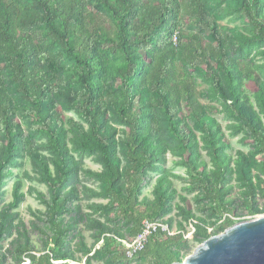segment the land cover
I'll return each instance as SVG.
<instances>
[{
    "label": "trees",
    "instance_id": "16d2710c",
    "mask_svg": "<svg viewBox=\"0 0 264 264\" xmlns=\"http://www.w3.org/2000/svg\"><path fill=\"white\" fill-rule=\"evenodd\" d=\"M23 161L45 211L20 218L18 178L0 264H174L263 214L264 0H0V203ZM173 179L189 180L206 218ZM145 221L159 227L130 259Z\"/></svg>",
    "mask_w": 264,
    "mask_h": 264
},
{
    "label": "rangeland",
    "instance_id": "374dc122",
    "mask_svg": "<svg viewBox=\"0 0 264 264\" xmlns=\"http://www.w3.org/2000/svg\"><path fill=\"white\" fill-rule=\"evenodd\" d=\"M221 24L222 25H227L228 24L230 27L236 25V24H230L227 21H223V22H221ZM203 88L204 87L201 86L200 87V90L203 89ZM254 90H255V88L253 86H251V88L249 87V91L251 93H253ZM63 115H64V118L66 120L67 119L78 120V118L75 115V113H64ZM215 117L218 119V121L221 122V124L223 125V128H224V130L226 132V134L228 135V132L225 129V127L227 125V122H225L223 120V116L222 115H215ZM239 139L240 138H232V137L230 138L229 137V141H230V144L232 146V153H236V151H238V150L248 151V148L247 147H244V146H242L240 144ZM168 159H169V161H168L167 167L169 169H173V173L174 174L179 175V176H181L183 178H186L187 177V174H186L185 169L184 168H181V167L174 168L173 161L175 159L172 158L171 156H169ZM205 159H207V158H205ZM84 166H85L86 169H90V170H93V171H100V169H101V167L98 164H96L92 159L85 160L84 161ZM14 173H15V176L14 177H11L10 179H8L7 180V183H6L5 187H4L5 196H4L3 201L0 203V210H1V208L5 204H8L9 202L12 201L13 185H14L15 181L18 178L23 179L24 180L23 183H24V186H25L24 191L27 194V196H26L25 202L21 205V208L18 210V212L20 214V218L27 225H29L30 221L33 220V217L31 216V213H39L40 211H42V212L45 211V207L35 198L36 194H34V193L30 194L29 193V190L31 188H35V189L39 190L40 192L46 193L47 192V189L43 185H40V184H38L36 182L29 181V180H26L25 179V175L27 173H29L30 175L33 176L32 167H31V165H30V163L28 161H23L22 168L14 170ZM156 178H157V176H156ZM81 180L85 184H87V185H89L91 187H96L97 186L96 184L93 185L92 183L88 182V180L85 179L83 176H81ZM173 181H174L175 186H176V188L178 190V193L181 194V195H184V196L188 197V199H189V202H188L189 208L192 209L193 212L198 217H205L206 218L205 211L207 210V208L196 204L194 202V200H193L195 198L196 193H194V194H187V192L185 191V188L189 187V182H186V181H189V180L173 179ZM151 191H152V186L148 187L145 190L144 196H148L149 198H152ZM170 217L175 220V224H174V227L172 229V233H177V231H178V222L179 221H182V220H181L180 216H178L177 211H174L172 214H170L168 218H170ZM168 218H166V219H168ZM216 220H217L216 218H213L210 221L211 222H216ZM248 220H251V217L246 216L244 218L238 219L236 222L239 223V222L248 221ZM223 221H224V218L222 220L218 221L216 228H211L209 230V233H213L215 230L219 229L223 225ZM183 224L186 226L187 230L189 231V233L186 235V238L189 239V240H192L193 239V233H194L193 226L190 223H186V222H184ZM223 232H220L219 234H221ZM87 236H88V243L91 245L93 243V240L90 239L89 234H87ZM9 241H11V240H9ZM9 241H6L4 243V246L5 247H7ZM102 245H103V241H101L97 245V249L100 248ZM198 246H196L195 249ZM194 250H193V252H194ZM191 254H189V255H191ZM79 256H81V255L79 254ZM24 264H29V261L26 260ZM82 264H85V262L83 261Z\"/></svg>",
    "mask_w": 264,
    "mask_h": 264
},
{
    "label": "water",
    "instance_id": "95a60500",
    "mask_svg": "<svg viewBox=\"0 0 264 264\" xmlns=\"http://www.w3.org/2000/svg\"><path fill=\"white\" fill-rule=\"evenodd\" d=\"M174 264H264V216L235 224Z\"/></svg>",
    "mask_w": 264,
    "mask_h": 264
},
{
    "label": "built area",
    "instance_id": "2783aa9c",
    "mask_svg": "<svg viewBox=\"0 0 264 264\" xmlns=\"http://www.w3.org/2000/svg\"><path fill=\"white\" fill-rule=\"evenodd\" d=\"M264 213L261 215H258L254 218L263 217ZM159 225L149 223L147 221L144 222L143 228L141 233L135 237L132 243H124V246L126 248V254L128 258H133L134 255L140 251H142L148 241V238L150 235L155 232L158 229ZM162 230L165 232H169L167 226H163ZM173 235L174 233H170Z\"/></svg>",
    "mask_w": 264,
    "mask_h": 264
}]
</instances>
